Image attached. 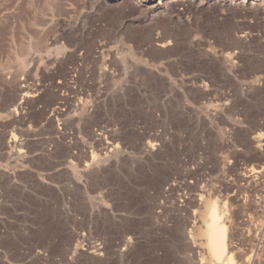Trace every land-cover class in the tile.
<instances>
[{"label": "rangeland", "instance_id": "obj_1", "mask_svg": "<svg viewBox=\"0 0 264 264\" xmlns=\"http://www.w3.org/2000/svg\"><path fill=\"white\" fill-rule=\"evenodd\" d=\"M158 1L0 0V264H264V0Z\"/></svg>", "mask_w": 264, "mask_h": 264}, {"label": "bare ground", "instance_id": "obj_2", "mask_svg": "<svg viewBox=\"0 0 264 264\" xmlns=\"http://www.w3.org/2000/svg\"><path fill=\"white\" fill-rule=\"evenodd\" d=\"M108 1H120V0H108ZM153 0H138L139 5L143 6H147L148 4L152 3ZM161 0H159L157 2V4H155L153 7L155 9L159 8L157 7L161 2ZM241 3H246V0H241ZM259 133V132H258ZM262 134V135H261ZM261 134H253L254 136L250 139L253 143L256 145V147H259L263 136V133ZM246 136V135H245ZM249 136V135H248ZM144 140V139H143ZM249 141V140H248ZM149 143V142H148ZM151 145V144H150ZM264 145V144H263ZM152 146V145H151ZM249 146V145H248ZM250 147V146H249ZM254 147V146H253ZM251 147V148H253ZM152 148V147H151ZM112 149V148H111ZM116 149V148H114ZM248 149V148H247ZM256 150V148H254ZM258 150V149H257ZM260 150V149H259ZM144 151V150H143ZM253 151V150H252ZM258 152V151H256ZM143 153V152H142ZM246 153V152H245ZM124 154V153H123ZM136 154V153H134ZM140 154V153H139ZM153 154V153H152ZM141 158V157H140ZM123 159V158H122ZM127 159V157H126ZM133 159V157H132ZM125 160V159H124ZM129 161V160H128ZM133 162V161H132ZM126 163V162H125ZM128 163V162H127ZM197 163V162H196ZM218 163V162H217ZM131 164V163H130ZM127 165V164H125ZM201 165V164H200ZM199 166V165H198ZM197 166V167H198ZM122 167V166H121ZM127 167V166H124ZM224 167V166H223ZM109 168V167H108ZM136 168V167H135ZM138 168V167H137ZM136 168V169H137ZM130 170V169H129ZM132 170V169H131ZM138 170V169H137ZM179 170V169H178ZM133 171V170H132ZM131 171V172H132ZM141 171V170H140ZM181 171V170H180ZM190 171V170H189ZM251 171V170H250ZM109 172V171H108ZM136 172V171H135ZM164 172V171H163ZM253 172V171H251ZM256 173H259V171H255ZM134 173V172H133ZM188 172H186L187 174ZM254 173V172H253ZM118 174V173H117ZM125 174V173H124ZM192 174V173H191ZM137 175V174H136ZM147 175V174H146ZM183 177V176H182ZM181 177V178H182ZM248 177V176H247ZM125 178V177H124ZM153 178V177H152ZM162 178V177H161ZM187 178V177H186ZM246 178V177H245ZM118 180V179H117ZM123 180V179H122ZM125 180V179H124ZM251 180V179H250ZM162 181V180H161ZM165 182V181H164ZM229 182V181H228ZM169 183V182H168ZM172 183V181L170 182ZM177 183V182H176ZM185 183V182H184ZM196 183V182H195ZM199 183V182H198ZM157 184V183H156ZM167 184V183H166ZM174 184V183H173ZM178 184V183H177ZM200 184V183H199ZM203 184V183H202ZM123 185V184H122ZM126 185V184H125ZM142 185V184H141ZM172 185V184H171ZM176 185V184H174ZM168 186V184H167ZM204 186V185H203ZM208 186V185H207ZM212 186V185H211ZM149 187V186H148ZM173 187V186H172ZM229 187V186H228ZM113 188V187H112ZM154 188V187H153ZM161 188V187H160ZM159 188V189H160ZM199 193L202 192L203 193V187H198L197 185L194 187ZM138 189V188H137ZM186 189V188H185ZM189 189V188H188ZM165 190V189H164ZM170 190V189H168ZM180 190V189H179ZM195 190V191H196ZM213 190V189H212ZM138 191V190H137ZM166 191V190H165ZM206 191V190H205ZM164 192V191H163ZM169 192V191H167ZM191 192V191H190ZM124 193V192H123ZM162 193V192H161ZM160 193V194H161ZM136 194V192H135ZM183 194V193H182ZM212 194V193H211ZM123 195V194H122ZM163 195V194H162ZM187 195V194H186ZM205 195V194H204ZM138 196V195H137ZM152 196V195H151ZM184 196V195H183ZM164 198H167L165 196H162ZM178 197V196H177ZM199 197V198H198ZM200 197H202V195H197L195 198V201H200ZM179 198V197H178ZM248 198V197H247ZM148 199V198H147ZM210 199V198H209ZM219 199V198H218ZM207 200L206 202L201 201L204 203L203 208H204V213L202 215V218L200 219L199 222H201L199 224L198 227V237H200L201 242L199 243L200 247H201V251L202 252H197V254H201L200 255L202 257L204 261L203 263L205 264L206 262L208 264H252L253 263V255L251 253V255L249 256H241L240 257V249H236V247L233 244V229L235 227V222H234V217H233V212L235 208L230 207V203L228 204V199L227 202L225 200ZM221 199V198H220ZM125 200V199H124ZM146 200V199H145ZM160 200V199H159ZM158 200V201H159ZM162 201L165 202L164 199L161 198ZM192 199H190L191 201ZM250 201V200H249ZM123 202V201H122ZM147 202V201H146ZM180 202V201H179ZM126 203V202H125ZM124 203V204H125ZM174 203V202H173ZM186 203V202H185ZM195 203V202H193ZM246 203V202H245ZM244 203V204H245ZM123 204V206H124ZM158 204V203H157ZM156 204V205H157ZM162 204V203H161ZM165 204V203H163ZM159 205V204H158ZM157 205V206H158ZM182 205V204H181ZM185 206V204H183ZM243 205V203H242ZM177 206V205H176ZM232 206V205H231ZM126 207V206H125ZM130 207V206H129ZM182 207V206H181ZM167 208V207H166ZM174 208V207H173ZM240 208V207H239ZM127 209V208H126ZM238 209V208H237ZM236 209V210H237ZM242 209V208H241ZM134 210V209H133ZM158 211V210H157ZM127 212V211H126ZM134 212V211H133ZM160 212V211H159ZM139 213V212H138ZM157 213V212H156ZM164 213V212H163ZM159 214V213H158ZM107 215V214H106ZM151 215V214H150ZM156 215V214H155ZM141 216V215H140ZM160 216V215H158ZM236 218V217H235ZM126 219V218H123ZM134 220V219H132ZM138 221H140L138 219ZM151 221V220H150ZM133 222V221H132ZM135 222V221H134ZM133 222V223H134ZM195 222V221H194ZM150 223V222H149ZM182 223V222H181ZM139 225V224H138ZM137 225V226H138ZM192 225V224H191ZM130 226V225H129ZM129 226L126 227L129 228ZM178 226V225H177ZM194 226V225H193ZM125 227V226H124ZM195 227V226H194ZM181 228V227H180ZM130 229V228H129ZM136 229V228H135ZM138 229V228H137ZM177 229V227H176ZM131 230V229H130ZM130 230H123L122 231V237H121V245H123L124 248L129 247L132 242L134 241V237L136 236V232L130 231ZM192 230V229H191ZM121 231V230H120ZM137 231V230H136ZM177 231V230H176ZM186 231V230H185ZM139 231H137L138 234ZM150 232V231H149ZM179 232V231H178ZM181 232V230H180ZM184 232V231H183ZM182 232V233H183ZM191 231H189L187 233V235L190 233ZM141 233V232H140ZM161 233V232H160ZM180 234V233H178ZM169 235V234H168ZM178 236V235H177ZM186 237V236H185ZM189 237V235H188ZM194 237V236H193ZM136 238V237H135ZM197 238V237H196ZM120 239V238H119ZM174 239V238H173ZM189 239V238H188ZM187 239V240H188ZM194 239V238H193ZM190 236V240H188L192 246V244L195 243V240H193ZM138 240V239H137ZM147 243V242H146ZM186 243V242H185ZM189 243V244H190ZM162 244V243H161ZM198 245V244H196ZM196 247V246H195ZM199 249V248H197ZM196 249V250H197ZM190 251V250H189ZM249 254V253H248ZM244 255V254H243ZM199 256V255H198ZM201 260H199L200 263ZM157 262V261H156ZM258 262V261H257ZM198 262L196 264H199ZM201 261V264H203Z\"/></svg>", "mask_w": 264, "mask_h": 264}]
</instances>
